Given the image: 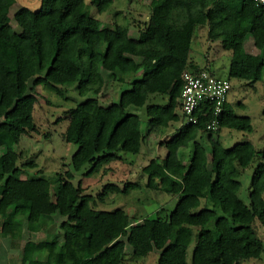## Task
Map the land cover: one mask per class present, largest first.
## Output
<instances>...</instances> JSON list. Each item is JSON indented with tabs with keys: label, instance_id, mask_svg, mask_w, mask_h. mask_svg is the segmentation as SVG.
I'll list each match as a JSON object with an SVG mask.
<instances>
[{
	"label": "trees",
	"instance_id": "trees-1",
	"mask_svg": "<svg viewBox=\"0 0 264 264\" xmlns=\"http://www.w3.org/2000/svg\"><path fill=\"white\" fill-rule=\"evenodd\" d=\"M107 1L95 5L99 12ZM15 2L0 0V229L16 238L25 222L32 231L49 230L56 216L64 218L60 234L47 232L44 241L25 250L23 262L121 264L126 244L134 258L157 250V264H187L190 245V264H239L259 258L264 250V237L256 228L258 223L264 231V146L243 141L223 148L212 136L222 128L253 131L251 118L236 113L227 100L217 129H206L213 118L210 111L199 115L195 125L181 124L163 143V159L152 158L142 168L146 186L159 189L181 167L182 151L190 149L180 183L169 190L177 197L175 207L157 217L152 228L131 220L122 209L94 208L101 198L84 194L72 180L88 165L90 174L120 153L139 154L142 122L132 109L144 107L151 126L180 123L183 72L209 68L190 60L197 27H205L209 40L233 52L228 80L258 82L264 70V6L251 0H162L152 6L138 36L131 37L127 27L104 25L90 16L84 0H40L36 10L21 6L13 14L17 31L9 16ZM248 35L257 54L237 52ZM103 71L132 74L130 87L108 106L88 98L68 110L64 139L78 149L71 169L64 172L66 179L53 191L45 178H20L15 147L21 135L36 129V97L30 88L44 82L49 90L75 86L81 97L98 94L105 84ZM156 96L165 97L164 103H148ZM200 132L209 133L208 149L197 140ZM248 168L252 172L246 203L239 192L241 173ZM107 190L119 188L106 186L102 194ZM31 213L38 215L37 223L29 220Z\"/></svg>",
	"mask_w": 264,
	"mask_h": 264
},
{
	"label": "rangeland",
	"instance_id": "rangeland-1",
	"mask_svg": "<svg viewBox=\"0 0 264 264\" xmlns=\"http://www.w3.org/2000/svg\"><path fill=\"white\" fill-rule=\"evenodd\" d=\"M88 14L102 24L108 26L121 25L129 30L131 37H137L140 30L145 27L154 4L162 0H108L103 12H99L96 4L99 0H84ZM40 0H16L12 6L9 16L12 27L18 31L13 21L14 12L21 6L31 10L38 9ZM248 50V49H247ZM233 52L222 48L218 40L207 38V29L197 27L192 43L190 60L200 67L209 65L210 71L221 78L227 77V70ZM264 55V51H263ZM105 84L100 93H89L84 97L78 95L75 86H57V90H49L42 82L32 87L33 79L28 81L29 92L36 97L34 104L33 120L36 125L34 131L21 135L18 146L15 147L19 153L17 164L18 175L22 179L28 177H41L48 180L51 188L57 187L58 182L65 180V170L71 169V157L78 149V145L68 143L64 139V132L67 127L69 116L68 110L88 98H96L102 106H108L117 102L120 93L129 89V81L132 74L124 75L119 71H103ZM232 88L227 96V101L235 108L236 113L247 115L251 118L253 131L245 133L242 131L222 128L219 132H213L212 136L223 148H231L243 141L251 142L255 147L264 146V70L262 78L256 83H248L237 79H230ZM165 97L156 96L149 98L148 103L163 104ZM238 103H240L238 105ZM141 119V132L143 141L139 154L120 153L118 159L109 162H102L93 172L87 174L90 166L84 167L75 174L72 180L76 187L79 184L83 193L101 198L93 206L105 211L122 209L131 220H140L146 226L152 228L157 217L168 215L177 202V197L169 192L173 183H180L184 169L187 167L190 158V149H185L181 154V167L176 173L171 174L166 182L159 189H151L146 186L147 176L142 173V168L152 158L163 159L165 151L163 143L178 130L180 123H171L168 127L151 126L145 114V108L132 109ZM209 133H199L197 140L208 149ZM250 168L241 173V189L239 197L249 203L248 188L250 185ZM115 186L119 190H103L106 186ZM125 185L127 190L124 192ZM211 205V202L208 203ZM64 220L56 216L55 225L47 232L60 234L59 225ZM1 227V218H0ZM259 236L263 239L264 231L256 223ZM125 240V238H121ZM3 238L0 235V252ZM193 245L187 250V264H190ZM158 251L154 250L146 257L134 258L131 247L126 244L125 255L121 264H157ZM239 264H264V250L257 259H247Z\"/></svg>",
	"mask_w": 264,
	"mask_h": 264
},
{
	"label": "built area",
	"instance_id": "built-area-1",
	"mask_svg": "<svg viewBox=\"0 0 264 264\" xmlns=\"http://www.w3.org/2000/svg\"><path fill=\"white\" fill-rule=\"evenodd\" d=\"M251 1L264 6V0ZM182 81L178 98L180 125H195L198 123L199 115L203 116L210 111L213 118L206 124V129H217V117L222 113L223 104L232 88L230 80L218 77L210 68H206L197 73L184 71Z\"/></svg>",
	"mask_w": 264,
	"mask_h": 264
},
{
	"label": "crops",
	"instance_id": "crops-1",
	"mask_svg": "<svg viewBox=\"0 0 264 264\" xmlns=\"http://www.w3.org/2000/svg\"><path fill=\"white\" fill-rule=\"evenodd\" d=\"M237 52L251 54L258 53L253 45L250 35H248L245 38L244 43L237 48ZM29 220L32 223H37L38 215L31 213ZM0 235L1 238H3L2 248L4 251L3 253L0 252V264H25L23 262V254L25 250H30L37 242L44 241L46 238V229L40 228L39 230L32 231L27 228V223L25 222L20 236L13 238L9 234L2 233L1 229ZM42 264L47 263L43 262Z\"/></svg>",
	"mask_w": 264,
	"mask_h": 264
}]
</instances>
